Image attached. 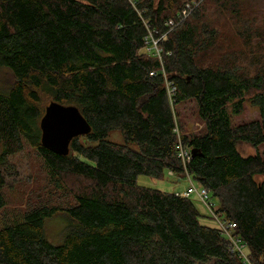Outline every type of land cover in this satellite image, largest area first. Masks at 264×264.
Listing matches in <instances>:
<instances>
[{
	"label": "trees",
	"instance_id": "trees-1",
	"mask_svg": "<svg viewBox=\"0 0 264 264\" xmlns=\"http://www.w3.org/2000/svg\"><path fill=\"white\" fill-rule=\"evenodd\" d=\"M187 3L189 14L169 29ZM208 3L247 26L240 0ZM207 12L204 0H0V71L9 74L0 90V164L29 146L45 181L42 194L9 210L0 173V264H264V153L243 156L237 147L264 142V55L225 44ZM154 29L155 37L167 31L160 59L142 52ZM256 32L264 51V29ZM165 76L176 86L173 105ZM52 100L75 105L90 125L64 155L41 144L39 120ZM245 100L262 118L231 125L229 107L239 112ZM190 101L198 132L183 129L180 109ZM175 126L198 150L185 167ZM113 129L123 143L107 138ZM169 169L217 200L247 261L201 221L211 217L191 196L136 181ZM57 214L66 225L55 244L44 225Z\"/></svg>",
	"mask_w": 264,
	"mask_h": 264
},
{
	"label": "rangeland",
	"instance_id": "rangeland-1",
	"mask_svg": "<svg viewBox=\"0 0 264 264\" xmlns=\"http://www.w3.org/2000/svg\"><path fill=\"white\" fill-rule=\"evenodd\" d=\"M240 1L242 5L239 7L240 11L237 15L242 16L243 19L247 18V26L244 24V21L231 20V18L228 17L226 9L221 10V8L217 5L215 6L214 3L209 4V0H204V4L208 6L207 13L209 17L218 22L221 37L223 36L222 39L226 42L225 44L229 43L233 45L236 50H244L246 52L255 53L256 55L262 53V55H264V51L260 50L263 49V47L258 44L259 39H255L258 35L256 29H264V25L259 24L258 22L260 21H256L258 15H264V12H260L264 6V0ZM246 28L251 31L245 36L244 33ZM242 38L247 39V41H244ZM237 46L241 49L237 48ZM8 80L9 74L0 71V90H6L5 87L7 85L5 86V81ZM195 111V103L191 101L186 102L184 108L180 109V112L183 114V129L186 132H198L202 127V124L197 120ZM229 117L231 125H237L251 119H261L262 115L259 105L252 104L249 100H245L243 108L239 112H233L229 107ZM107 138L116 143L124 142L119 129L110 130ZM92 144H94V142H92ZM132 146L135 147L134 144H132ZM237 147L243 156L252 155L255 152L261 155L264 153V142L257 144L255 147L246 143H240ZM0 173L3 184H6L3 191L7 201L6 208L9 210L19 209V207H23L27 198L43 193L42 190L45 187V181L43 179L44 172L42 164L37 154L29 146H26L17 154L8 156L6 160L0 164ZM136 181L140 185L157 188L167 192H175L177 189H181L184 184L187 186L188 183L185 176L181 175V177L177 179L174 176L168 175V170L164 171L162 178L157 179L147 175H138ZM193 183L198 186L196 181L193 180ZM191 198L196 203L200 212H207L198 198L194 195H191ZM212 201L218 205L216 199L212 198ZM201 221L205 224L214 225L213 220L208 218H204ZM65 225L66 219L61 214L46 219L44 231L47 239L55 244L60 243L63 238Z\"/></svg>",
	"mask_w": 264,
	"mask_h": 264
},
{
	"label": "built area",
	"instance_id": "built-area-1",
	"mask_svg": "<svg viewBox=\"0 0 264 264\" xmlns=\"http://www.w3.org/2000/svg\"><path fill=\"white\" fill-rule=\"evenodd\" d=\"M129 1L133 3L134 0H129ZM191 9H192L191 3H187L177 13L176 19L169 18L165 22V25L169 29L173 28L189 14ZM154 34H157L156 29L152 31L151 30L148 31L147 35L145 36V42H144V46L142 47V52L155 54L160 59L162 49L159 46V41L161 39L166 38L167 31H165L161 35H158V37H155ZM165 86L170 104L173 105L174 95L176 93V86L172 81L167 79V76H165ZM174 131L176 132L178 138L176 142V154L177 157L180 159L182 166L185 167L186 163L192 157L191 149L182 143L180 139V131L178 130L177 126H175ZM168 175L174 176L177 179L180 178V176L176 175V173L172 169L168 170ZM183 176H185V178L187 179L188 185L187 187H185L184 190L175 193L181 196L194 195L196 198H198L199 202L204 206L207 213L210 215L215 226L219 228L222 231V233L226 236V238L230 241L231 250L236 252L239 256H241L244 259V261H247L248 259L245 252V245L234 235V229L236 227L235 222L224 216V214L219 210L218 205H216L212 201V199H210L209 192L206 188L201 187L200 185L196 186L187 172H185Z\"/></svg>",
	"mask_w": 264,
	"mask_h": 264
},
{
	"label": "water",
	"instance_id": "water-1",
	"mask_svg": "<svg viewBox=\"0 0 264 264\" xmlns=\"http://www.w3.org/2000/svg\"><path fill=\"white\" fill-rule=\"evenodd\" d=\"M41 144L58 154H67L70 140L90 131V125L75 105L50 101L39 120ZM198 150L191 149L192 156Z\"/></svg>",
	"mask_w": 264,
	"mask_h": 264
},
{
	"label": "crops",
	"instance_id": "crops-1",
	"mask_svg": "<svg viewBox=\"0 0 264 264\" xmlns=\"http://www.w3.org/2000/svg\"><path fill=\"white\" fill-rule=\"evenodd\" d=\"M185 179H186V178H185ZM187 185H188V183H187ZM185 187H187V186L184 184V185L181 187V189H177L175 192H180V191L184 190ZM177 188H179V187H177ZM178 190H180V191H178Z\"/></svg>",
	"mask_w": 264,
	"mask_h": 264
}]
</instances>
